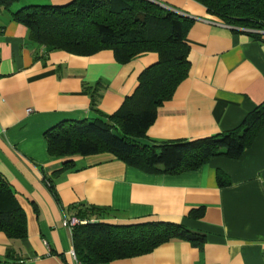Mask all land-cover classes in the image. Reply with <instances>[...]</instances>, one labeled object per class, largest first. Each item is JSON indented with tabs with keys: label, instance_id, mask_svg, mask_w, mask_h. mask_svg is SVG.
<instances>
[{
	"label": "crops",
	"instance_id": "obj_1",
	"mask_svg": "<svg viewBox=\"0 0 264 264\" xmlns=\"http://www.w3.org/2000/svg\"><path fill=\"white\" fill-rule=\"evenodd\" d=\"M70 1L0 3V173L28 221L23 239L0 231V264H80L64 220L92 207L104 209L103 219L112 223H178L201 243L177 238L106 264H264V125L239 158L215 156L176 174L146 172L109 152L75 156L74 166L62 170L70 158L50 154L47 130L115 113L141 72L159 59L153 51L121 63L112 49L91 55L47 50L14 18L25 5ZM151 1L195 21L187 34L190 74L158 108L141 142L197 139L237 127L264 103V33L237 29L195 0ZM93 89L101 93L99 111L92 108Z\"/></svg>",
	"mask_w": 264,
	"mask_h": 264
},
{
	"label": "trees",
	"instance_id": "obj_2",
	"mask_svg": "<svg viewBox=\"0 0 264 264\" xmlns=\"http://www.w3.org/2000/svg\"><path fill=\"white\" fill-rule=\"evenodd\" d=\"M12 1L0 3L9 6ZM195 1L237 29H264V0ZM14 18L26 24L32 41L47 50L91 55L112 49L121 63L145 52L159 54L158 61L141 72L136 90L115 113L105 115V119L63 122L46 131L50 154L70 158L62 170L74 166L75 156L109 152L146 172L181 173L197 169L215 156L239 158L264 125L262 103L237 127L216 135L153 145L141 142L156 121L158 108L173 98L190 74L187 34L195 20L184 13L151 0H72L66 4L25 5L14 12ZM91 93L92 108L99 111L101 93L94 89ZM93 216L97 222L91 221ZM79 218L87 220L73 228L80 264H106L143 255L177 238L201 245L193 233L174 222L112 223L103 219L104 209L95 207ZM0 231L10 239L28 235L26 212L1 173Z\"/></svg>",
	"mask_w": 264,
	"mask_h": 264
},
{
	"label": "built area",
	"instance_id": "obj_3",
	"mask_svg": "<svg viewBox=\"0 0 264 264\" xmlns=\"http://www.w3.org/2000/svg\"><path fill=\"white\" fill-rule=\"evenodd\" d=\"M247 29L250 31H254V32L264 33V29H261V30L250 29V28H247ZM86 222H87V220H80L78 217H71V218H66L64 220V225L73 229L76 225H78L80 223H86Z\"/></svg>",
	"mask_w": 264,
	"mask_h": 264
},
{
	"label": "water",
	"instance_id": "obj_4",
	"mask_svg": "<svg viewBox=\"0 0 264 264\" xmlns=\"http://www.w3.org/2000/svg\"><path fill=\"white\" fill-rule=\"evenodd\" d=\"M159 4H162V3H159ZM163 5V4H162ZM93 222H97V221H93Z\"/></svg>",
	"mask_w": 264,
	"mask_h": 264
},
{
	"label": "rangeland",
	"instance_id": "obj_5",
	"mask_svg": "<svg viewBox=\"0 0 264 264\" xmlns=\"http://www.w3.org/2000/svg\"><path fill=\"white\" fill-rule=\"evenodd\" d=\"M165 6V5H164ZM167 7V6H166Z\"/></svg>",
	"mask_w": 264,
	"mask_h": 264
}]
</instances>
